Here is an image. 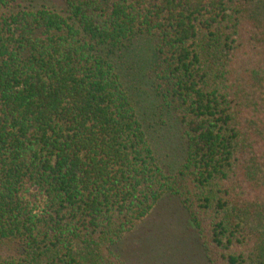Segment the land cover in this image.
Wrapping results in <instances>:
<instances>
[{
	"label": "trees",
	"instance_id": "1",
	"mask_svg": "<svg viewBox=\"0 0 264 264\" xmlns=\"http://www.w3.org/2000/svg\"><path fill=\"white\" fill-rule=\"evenodd\" d=\"M21 1L0 0V264H128L167 198L208 264H264V0Z\"/></svg>",
	"mask_w": 264,
	"mask_h": 264
},
{
	"label": "rangeland",
	"instance_id": "2",
	"mask_svg": "<svg viewBox=\"0 0 264 264\" xmlns=\"http://www.w3.org/2000/svg\"><path fill=\"white\" fill-rule=\"evenodd\" d=\"M20 4L30 9L40 6L61 9L63 6L61 0H22ZM171 144L176 159L181 158L182 142L175 140ZM119 253L128 264H208L195 227L174 198L162 201L151 216L126 237Z\"/></svg>",
	"mask_w": 264,
	"mask_h": 264
}]
</instances>
